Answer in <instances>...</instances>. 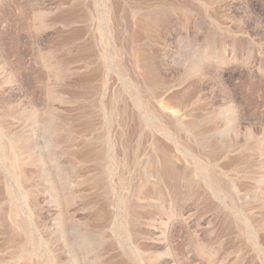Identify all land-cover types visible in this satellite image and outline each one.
<instances>
[{"label": "rangeland", "instance_id": "1", "mask_svg": "<svg viewBox=\"0 0 264 264\" xmlns=\"http://www.w3.org/2000/svg\"><path fill=\"white\" fill-rule=\"evenodd\" d=\"M0 264H264V0H0Z\"/></svg>", "mask_w": 264, "mask_h": 264}]
</instances>
